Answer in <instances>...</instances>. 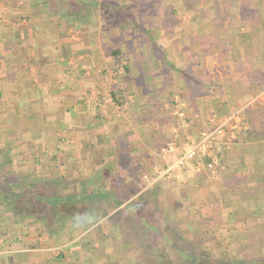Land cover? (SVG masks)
I'll return each instance as SVG.
<instances>
[{"label": "crops", "instance_id": "1", "mask_svg": "<svg viewBox=\"0 0 264 264\" xmlns=\"http://www.w3.org/2000/svg\"><path fill=\"white\" fill-rule=\"evenodd\" d=\"M233 116L215 173L193 175L204 183L197 207L264 264V0H0V172L11 169L16 190L42 178L56 190L112 192V176L143 180L174 163L169 145ZM141 182L131 190L145 191ZM5 207L0 198V264L143 255L118 230L104 238L105 218L88 211L67 233Z\"/></svg>", "mask_w": 264, "mask_h": 264}, {"label": "rangeland", "instance_id": "2", "mask_svg": "<svg viewBox=\"0 0 264 264\" xmlns=\"http://www.w3.org/2000/svg\"><path fill=\"white\" fill-rule=\"evenodd\" d=\"M185 1V0H183ZM114 3V1H112ZM178 3V4H177ZM174 4L181 5V1H176L174 2ZM173 4V5H174ZM173 5L171 4V6L173 7ZM174 5V6H175ZM167 8L168 11L171 10V8ZM124 15L122 14L121 16V21L122 23L125 25L127 22V17H123ZM119 18V17H118ZM198 18H195V21H197ZM119 22V21H118ZM117 23V22H116ZM197 24H199V22L197 21ZM201 24V23H200ZM181 30L184 28H180ZM180 30V31H181ZM150 39L151 41L155 40L156 37L158 38V34L160 33H156L153 31V33L148 32L145 33ZM199 35V34H197ZM228 160H226V155L222 156L221 155V160H220V165L221 168L223 169V167L226 165ZM2 164V160H0V165ZM227 166V165H226ZM218 168V167H217ZM221 169V171H222ZM11 169H7L8 176L12 179V175L10 174ZM0 174L2 175V173L0 172ZM196 173L189 175L187 174L186 178L184 181L182 182H177L175 180H167V179H163L160 180L156 183H158L155 186L151 187V185L148 187L147 184H145V181L140 179V182L142 184L143 189L145 190L144 193L140 192L137 194H133L130 198L129 202H132L135 198H137L139 195H141V193L145 196L146 198L141 201V205H142V217L144 219H147L148 222H151L153 224L159 225L160 229H162L163 231L166 232V236L168 239L170 240H174L173 236H171L172 234H176L177 236V221L178 219H198V221L202 224H204V228L203 229H199L198 231L203 234L202 238V243L204 245H196V246H190L192 244V242H188V243H184L181 241V239L179 241L181 248L185 249L188 248V250H190L191 252H193V254L196 255H202L203 253L205 254L204 257L206 258V264H221L225 263V264H236L235 262L240 261L241 264H255L258 261H262L261 258H256L253 257L251 255H241L239 252V249L237 248H232L233 245L235 246L236 242L235 239L236 237H233V233H231V231H220L219 228L223 227L222 225H219V221L218 219H202L201 214L198 210V200H199V194H200V189L203 188V180L200 179L199 177H197L198 175L194 176ZM42 179V178H41ZM36 179L34 181H36V186H44L45 189L47 191H52V192H60L61 195H70V194H75V192L72 191H65L62 187V191L60 190H56L55 186H53L52 183H46L47 179ZM111 181L114 182V184H117L116 186V190L118 192V194L120 195H124L127 190H131V188H129V181L128 183H121V179L122 178H118L115 176L111 177ZM133 179V178H132ZM192 179V180H191ZM195 179V180H194ZM13 180V179H12ZM123 180V179H122ZM27 184L29 185L30 183L27 182ZM27 184L25 186H27ZM128 185V186H126ZM121 187V189H120ZM151 187V188H150ZM119 188V189H118ZM140 187H138L139 189ZM146 188V189H145ZM137 189V188H136ZM192 192V193H191ZM126 195V194H125ZM191 196V197H190ZM194 200V201H192ZM128 202V203H129ZM80 211H82L81 206H79ZM118 210H125V204L120 207ZM116 210V211H118ZM78 215V212H73L72 215ZM123 215H125V213H123ZM102 216V215H101ZM99 217V216H98ZM127 219H138L139 217H137V214H131L130 212H128L125 216ZM97 218V217H95ZM125 218V219H126ZM121 219H124V216H122ZM72 220V221H71ZM70 221V222H67ZM75 221H79V219H75V218H71L69 217V219H67L65 221V224L63 225V228L61 229L63 231V229H65L64 231H67V233H71L72 232V227H74V224L72 222ZM218 221V222H217ZM76 223V222H75ZM100 225V226H99ZM99 226V233L104 232L105 235H103L104 238H106V234L110 233V231L112 229L114 230H118L120 232V235L122 234V231L119 229V227L117 228H113L114 224L110 223V221L107 220V218L101 220L98 225ZM131 226L134 225H129L127 227H129L128 229H130ZM135 229L139 232H141L140 236H136L135 233L129 232L128 233V238L127 241L124 239V245L125 243L127 244V250L128 251H133V249L135 248V250L138 249H142V253L143 255H137V256H132V260L129 263H123V264H145V259H146V255L148 253L152 254V253H156V255L158 253H162L163 250H165V255H167V258L169 260V262L171 264H191L189 262H185L186 260H184L181 256H179V254L177 253V251L173 250L172 248L169 247L168 242L166 241H162L161 238L157 237L156 235L150 234L148 233V231L142 232L140 229L136 228V225L134 226ZM61 228V227H60ZM60 228L59 231H60ZM71 229V230H70ZM132 230H134L133 228H131ZM130 229V230H131ZM83 229L81 227H78L75 231L76 233L81 232ZM237 230V229H236ZM61 231V232H62ZM129 231V230H128ZM135 231V230H134ZM125 233V231H124ZM123 233V237L125 236V234ZM147 233V234H146ZM186 234L185 232H182V235ZM221 234H228V236L226 238L227 239L226 242L222 243V245L219 244V235ZM139 235V233H138ZM109 236V235H108ZM223 236V235H221ZM140 237H142L143 240H141V245L138 247L136 246V240L139 239ZM176 238V237H175ZM164 240V239H163ZM123 241V240H121ZM131 243H134L133 245H131ZM178 243V242H177ZM178 243V244H179ZM131 245V246H130ZM134 247V248H133ZM145 247L149 248V250H145ZM123 248V247H122ZM157 250V251H155ZM127 251V253H128ZM122 258L125 257L126 255L123 253V255H121ZM264 259V258H263ZM125 262V261H124ZM169 264V263H168Z\"/></svg>", "mask_w": 264, "mask_h": 264}, {"label": "trees", "instance_id": "3", "mask_svg": "<svg viewBox=\"0 0 264 264\" xmlns=\"http://www.w3.org/2000/svg\"><path fill=\"white\" fill-rule=\"evenodd\" d=\"M53 1L56 2V0ZM73 2L76 3L75 1ZM129 182H131L129 183V188L135 185L138 186L140 179L134 176ZM157 184L158 183L154 185L155 188ZM116 189L117 188L115 187L112 192L107 193L96 191L92 193L93 195H90L91 193L88 192H82L65 196L61 195L58 191H47L43 185L37 187L36 183L33 182L28 186L23 187L21 190H16L12 183V179L8 175L0 174V198L4 205H6L5 208H9V213L7 212L6 215L12 214L20 219L38 218L45 224L48 231L53 232L58 231V228L63 227L65 221L69 219V217L75 218V214L72 215L73 212H78V215H82L88 211L93 217L99 216L100 219L108 218L107 220L118 226L122 233L125 231L124 234L127 238L129 232H136V236L142 234L135 229L134 226L136 225V228L140 229L142 232L148 231V233L161 238L162 241L168 242L169 247L177 251L179 256L186 260L185 262L191 264L207 263L204 253L202 255L193 254L188 248H181L178 241V239H181L184 243L192 242L190 246L193 247L196 245H204L202 243L203 234L198 231L199 229L204 228V224L200 223L198 219H178L177 236L175 233L172 234L171 236H173L174 240H170L167 238L166 232L160 229L159 225L148 222L147 219L142 217L141 201L147 196L142 194L144 191L132 202H129L133 194L140 193L139 189L135 188V190H127L125 191L126 195L118 194ZM94 200L95 202H93ZM124 204L125 210H118ZM79 206H81L82 211H80ZM128 212L131 214L136 213L139 218L127 219L125 216ZM123 213H125V215H123ZM122 216H124V219H121ZM129 225H134L131 226L130 229L133 228L135 231L128 229L129 227L127 226ZM182 232H185L186 234L182 235ZM141 240H143L142 237L136 240V246L139 247L141 245ZM133 244L134 243H131V245ZM124 246L127 247V244L125 243ZM133 250H135V248ZM145 250L148 251L149 248L145 247ZM165 252V250H163L162 253L160 251L157 255L156 253H148L146 255L145 264H171V261L169 262ZM235 263L241 264L240 261ZM258 263L261 264L262 262L258 261L257 264ZM221 264L225 263L221 262Z\"/></svg>", "mask_w": 264, "mask_h": 264}, {"label": "built area", "instance_id": "4", "mask_svg": "<svg viewBox=\"0 0 264 264\" xmlns=\"http://www.w3.org/2000/svg\"><path fill=\"white\" fill-rule=\"evenodd\" d=\"M235 118L233 116L227 120H218L211 130L203 131L195 141L180 146L169 145L166 151L176 154L174 163L168 167L156 169L151 176L145 175L143 180L147 186L163 179L182 182L187 174L192 176L204 169L215 173L219 165V140L226 135L227 130L233 132L237 128L236 122L231 120ZM232 135L231 138H233Z\"/></svg>", "mask_w": 264, "mask_h": 264}]
</instances>
